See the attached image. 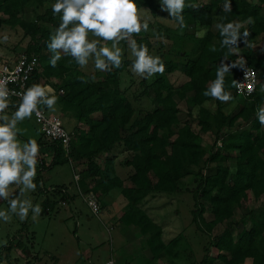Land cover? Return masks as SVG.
<instances>
[{
    "label": "trees",
    "instance_id": "trees-1",
    "mask_svg": "<svg viewBox=\"0 0 264 264\" xmlns=\"http://www.w3.org/2000/svg\"><path fill=\"white\" fill-rule=\"evenodd\" d=\"M30 1L32 0H0V12L8 16L3 20L4 23L10 26L19 25L26 33H31L34 44L28 47V52L37 55L41 50L39 41L42 39L47 41L51 32L41 26L38 20L50 23L54 28L58 24V17H53L48 8L33 22L24 20L22 13ZM34 1L41 4L45 0ZM256 1L231 0L232 11L225 13L222 11L224 0H188L189 3L199 5L198 9H185L184 16L188 27L200 25L208 28L198 56L183 62H173L165 61L163 54L158 55L166 64L164 74L179 71L186 77L179 87L177 96L191 105L198 106L199 112L195 117L200 126V132H211L215 135L214 142L220 138L223 140L222 145L215 151L205 148L200 134L195 132L189 123L185 122L182 125L179 123L178 104L164 75L155 76L148 88H145L148 94L143 90V94L151 95L153 110L131 119L133 107L116 88L118 72L131 63V60L124 61L119 69L106 72L104 79L95 81L90 79L91 76L80 71L74 61L70 63L69 57L59 61L57 68H51L48 64L44 66L46 73L56 74L62 79L60 88L58 85L53 87L59 96V102L70 104L77 119L86 122L88 126L87 131H81L78 135L79 142L76 147L74 139L72 140L68 154L76 160L85 156L89 163L83 176L75 182L76 187L85 186L86 178L94 180V175H97L98 171L102 172L100 166L94 161L97 153L110 152L118 146L131 153L130 159L125 162L132 168L128 175L131 186L125 187L123 179L106 171L103 178L92 181L93 183L85 190L100 196L115 186L121 187V192L128 200V204L120 216V221L131 225L139 235L147 236L146 248L151 251L153 257L163 248L160 238L161 228L139 207V201L149 192L177 191L183 169L193 165L202 170L210 163L216 162L214 173L208 176L202 175V182L208 186L209 190L204 195L214 215L211 222L204 221L202 217L204 209L198 204L197 195L193 194L195 209L191 212L192 222L196 229L210 236V244L218 251L213 258L204 256L202 262L211 264L218 259L223 264H243L249 258L252 264H264V202L261 207L247 211L248 215L240 218L238 221L240 229L236 232V236L230 227H225L218 236L212 237L210 233L216 222H221L233 215L234 208L241 204L242 198H248L250 195L256 199L264 195V130L260 129L256 119V109L264 100V93L259 90L261 79L264 84V53L261 57L255 58L250 48L241 49V54L246 57L251 66L257 71L258 69L262 71L261 74L258 72L257 89L250 97L236 95L233 92V86L239 69L236 61L238 54H228L226 49L220 50V37L214 28V24L221 16H226L228 21L235 19L247 21L251 17L253 23H247L241 28L238 44L242 43L244 38L242 33L245 30L249 32L250 38L264 32V13L262 12L264 0ZM136 3L139 8L148 7L152 15L158 16L157 10L160 5L155 0H136ZM168 18L171 19L170 16ZM38 33L36 37L35 34ZM143 40L137 38L138 43ZM213 45L217 48L215 52L211 51ZM48 59L49 57L41 56L39 58L41 65ZM222 62L229 65V72L225 76V90L232 91L238 97L239 108L232 116H227L220 110L219 101L216 103V112L202 105L210 99L204 97L202 93L209 81L215 78L217 67ZM81 77L88 80V83H82ZM36 78L37 71L33 74V81L37 82ZM59 89H62L63 93H59ZM94 112L101 113L100 119L95 120L90 117V114ZM239 118L241 123L235 128L234 124ZM247 124L250 127H247ZM43 137L46 139L45 136ZM49 146L52 148L50 163H45L42 159L41 169L70 162L69 157L64 155L60 142L49 141ZM234 152H237L238 156L236 169L231 173L229 167L221 161L226 159L227 154ZM213 188L215 192L212 194ZM52 194L61 195V199L65 202L74 198L66 191L64 184L53 186Z\"/></svg>",
    "mask_w": 264,
    "mask_h": 264
},
{
    "label": "rangeland",
    "instance_id": "rangeland-1",
    "mask_svg": "<svg viewBox=\"0 0 264 264\" xmlns=\"http://www.w3.org/2000/svg\"><path fill=\"white\" fill-rule=\"evenodd\" d=\"M155 1L160 5L159 0ZM253 1L257 2L256 0ZM51 2L52 0H45L41 4L34 0L28 2L22 13L23 19L33 22L48 9L46 5ZM139 9L142 15H150L152 17L149 25L150 29H155L156 32L163 34L166 38V43L154 40L151 31L149 33H141L140 36L135 37L136 39H144L142 43H147L151 54H163L165 61L171 60L173 62H183L187 59H195L198 56L205 37L198 39L195 32L204 26H190L184 29L183 34H181L174 22L168 18L169 14L166 11H161L159 8L157 10L158 16H155L152 15L148 7ZM262 12L264 13V10ZM7 17V15L0 12V53L12 55L13 58L21 54H33L28 52V47L34 44V38L32 39L31 33H26L19 25L10 26L4 23L3 20L7 19ZM234 21L238 20L235 19ZM239 22L243 23L244 26L247 25L246 21ZM38 23L50 31L53 30L50 23L42 20H38ZM4 35L9 37L7 42L2 40ZM35 35L38 37L39 33ZM39 44L41 45V50L37 56L39 58L41 56L49 57L46 49V40H40ZM236 46L238 47L236 52L238 54L236 58L238 68L244 64L251 65L246 57L241 54V49L250 48L253 57H261L264 53V32L251 38H243L242 43ZM126 60H131V57L125 46L124 61ZM46 64H48L47 61L41 65L39 60L37 82L49 84L52 87L58 85V88H60L61 77L56 74L46 73L44 71ZM130 64L128 63L126 67L118 72L116 88L123 97L130 101L133 107L131 119H134L139 114L153 110L154 104L151 101V95L143 94V90L147 94L149 93L145 88H148V85L155 77L151 80H145L135 76L130 70ZM80 71L91 77L94 75L95 78L92 79L94 81L104 79L106 74L105 72L93 71L91 63L87 68L80 69ZM261 71V69H258L259 73ZM230 74L234 75L233 73ZM164 79L171 87L173 97L177 101L179 123L181 125L185 122L189 123L191 128L200 134L202 144L206 149L217 150V147L222 145L223 140L220 138L214 142L215 135L211 132H200L197 118L193 115V110L198 106L191 105V103L186 102L184 99H179L177 96L179 87L186 80V77L181 72L176 71L164 74ZM260 81L263 84L262 79ZM229 92H231L233 100L227 104L219 103L220 110L227 116H232L239 108L237 104L238 97L232 91ZM216 103L217 101L209 99L206 107L212 112H216ZM202 105L205 106V102ZM260 106H264V100ZM48 113L59 115L64 127L73 129L77 133L76 138H74L76 147L79 142L77 140L78 135L81 131H87L88 129L86 122L78 120L74 115L73 107L61 101L54 112L48 111ZM90 117L95 120L100 119L101 113L94 112L90 114ZM72 119H77L79 124H72ZM240 123L241 119L239 118L236 120L234 127H237ZM21 127L27 129V134L21 139L32 137L40 145V157L37 166L38 187L35 192L28 194V198L32 200L33 204H40L43 211L35 220L32 219L30 212L28 219L24 221H20L15 216L10 223L0 221V264H8L5 262H13L15 259L18 262H22V256L26 253L28 259L32 260V264H106L109 259L114 264H122L123 259L126 257L124 251L126 244H134L138 248L142 242L146 247V235H143L146 236L144 239L142 235L133 234L135 239L126 242V235L121 230H118L120 225H122L120 221L114 226L115 220L109 218L107 211L93 214L84 201L85 189L94 181L103 178L106 171H108V174L121 177L125 187L132 185L128 179L132 168L125 164L126 160L130 159L131 156L129 151L122 150L118 146L110 152L97 153L94 161L100 166L102 172L98 171L97 175L93 177L94 180L86 178L85 186L76 187L73 174L78 172L79 177H82L83 172L88 167V159L85 156H81L76 160L73 156L67 155L70 159L69 163L57 164L43 170L41 169V160L43 159L45 163H50L51 160L52 148L49 146V141L42 136L34 117L31 121H25ZM247 127H250V125L247 124ZM260 129L264 130V127L260 126ZM251 132L255 133L252 130ZM64 155L66 156V153ZM227 155L226 159L221 161V163L227 165L229 171L233 173L236 169L238 153L234 152ZM215 164L216 162L210 163L207 168L202 170H199L197 166L191 165L189 168L183 169V176L179 180L177 191L173 193L163 191L149 192L139 202V207L144 209L155 223L163 228V240L167 242L168 247L167 253L163 250L158 252L161 257L159 259L163 261V264H195V262L205 264L202 262L204 256L213 258L218 253L217 249L210 244V236L196 229L195 224L192 222L191 213L195 209V201L193 199V194L195 193L198 197V204L204 209L202 213L204 221L211 222L214 219L210 204L204 195L209 190L207 189L208 186L202 182V175L208 176L214 173ZM41 184L42 186H40ZM63 184L69 187L71 195L74 197L68 202L63 201L61 195L52 194L53 186ZM202 189L204 190L202 191ZM214 192L215 188L212 189L211 193L213 194ZM249 197L242 198L241 204L234 208L233 215L230 218L216 222L213 225L210 231L212 237L220 235L225 227H230L234 236L237 235L236 232L240 229L238 222L240 218L248 215L246 214L247 211L261 207L264 202V195L256 199L250 195ZM48 199L49 201H47ZM6 207V202L2 201L0 209ZM103 208L104 204L101 201L100 210H103ZM24 250L29 251L23 252ZM138 251L139 248L137 249ZM140 261L141 259L138 257V262ZM149 261H147L149 262L148 264H158L156 258L149 259ZM250 262L251 259H247V264H250ZM211 264L223 263L216 259Z\"/></svg>",
    "mask_w": 264,
    "mask_h": 264
},
{
    "label": "clouds",
    "instance_id": "clouds-1",
    "mask_svg": "<svg viewBox=\"0 0 264 264\" xmlns=\"http://www.w3.org/2000/svg\"><path fill=\"white\" fill-rule=\"evenodd\" d=\"M159 3L161 11L169 14L181 34L188 28L185 9L199 8L198 4L189 3L188 0H159ZM46 7L50 8L53 17H58V24L46 41L49 53L47 63L51 68H57L59 61L69 57V62L74 61L80 69L87 68L91 63L93 71L110 72L123 66L126 46L131 57L130 70L135 76L151 80L164 75L165 62L160 56L151 54L148 46L138 43L135 37L151 31L154 40L166 43V38L155 29H150L152 17L141 14L136 0H52ZM222 11H232L231 0H224ZM246 23H253L252 18L249 17ZM243 27L244 24L239 21L219 17L214 28L220 37V50L226 49L228 54H235ZM207 32V27H200L195 35L203 39ZM242 35L247 38L249 32L245 30ZM8 39L7 35L2 37L4 42ZM211 51H217L215 45ZM228 72L229 65L222 62L217 67L215 78L203 91V96L224 104L232 101L231 92L225 90ZM255 75L254 71L246 72L245 78L251 77L254 82ZM94 78V75L90 77ZM80 80L88 83L83 77ZM9 82L8 78L0 79V201L7 204L6 208L0 209V221L3 223H10L14 216L24 221L30 212L35 220L43 211L40 204H33L28 198V194L38 187L36 177L40 145L32 137L21 139L27 134V129L21 125L33 117L43 119L45 111L54 112L59 100L56 90L49 85L33 83L17 91L8 87ZM254 90V87L250 88L247 94L251 95ZM259 90L264 93V84ZM12 97L17 99L13 101ZM198 112L197 107L193 115H198ZM256 119L264 127V106L257 107ZM93 211L97 209L93 208Z\"/></svg>",
    "mask_w": 264,
    "mask_h": 264
},
{
    "label": "built area",
    "instance_id": "built-area-1",
    "mask_svg": "<svg viewBox=\"0 0 264 264\" xmlns=\"http://www.w3.org/2000/svg\"><path fill=\"white\" fill-rule=\"evenodd\" d=\"M38 65L39 57L36 54H21L16 58L0 56V79L8 78L10 80V82L8 83V87L10 89L22 91L25 87L30 86L33 83H38L33 81L32 79L33 74L38 69ZM251 71H254L256 73L254 82L251 77H249L248 79L245 78V73ZM257 85V69L248 64L240 66L234 78L233 92H235V94L237 95L247 98L256 91ZM253 87L255 88V90L252 91L251 95H248V90ZM58 92L63 93V90L59 89ZM16 99L17 97H12V100ZM35 122L36 125L40 128L43 136H45L48 141L60 142L62 149L67 156L69 154L71 142L75 138L77 133L74 130H67L64 127L59 115L49 114L47 113V111H45L43 119L37 120L35 118ZM73 177L74 180L77 181L79 179V173L74 172ZM84 201L92 213H97L100 211L98 198L93 192L86 193L84 196ZM93 208H96L97 211L94 212Z\"/></svg>",
    "mask_w": 264,
    "mask_h": 264
},
{
    "label": "crops",
    "instance_id": "crops-1",
    "mask_svg": "<svg viewBox=\"0 0 264 264\" xmlns=\"http://www.w3.org/2000/svg\"><path fill=\"white\" fill-rule=\"evenodd\" d=\"M0 56L1 57L13 58L12 55L3 54V53H0ZM13 101H15V100H13ZM58 103H59V100H58ZM58 103H57V106H58ZM47 113H48V111H47ZM51 114H54V113H51ZM74 123L79 124L77 119H72V124H74ZM67 130L71 131L73 129L69 128ZM119 178H121V177H119ZM123 185H124V181H123ZM64 186L66 187V191L69 192V194L71 195L69 187H67L66 185H64ZM121 189H122L121 187L115 186V187L111 188L110 190H108L107 192L101 194L100 196H98L97 194H95L93 192L98 198V201H99V204H100V209H101V201L104 204L103 210H100L99 212L93 213V214H98L101 211H107L109 218L111 220H113V219L115 220L114 226H115V224H117L120 221V216H121L122 212L126 209V206L128 204V200L123 196V194L121 192ZM90 192H92V191H90ZM86 193H88V192H86ZM1 202L2 201H0V203ZM142 210L147 214V212L144 209H142ZM147 216L155 223V221L148 214H147ZM160 228H161L160 238H161V241L163 243V248L161 250H163V251H165L167 253L168 252L167 251L168 250L167 242H165L163 240V233H162L163 232V230H162L163 228L162 227H160ZM118 230H121L126 235V237H127L126 242H128V241L130 242V241H132L131 239H135L133 237V234H138L136 231H134V229H133V227L131 225H126L124 223H122V225H120ZM130 237H132V238H130ZM143 238L145 239L146 236H143ZM128 244H126L124 246V248H125L124 251L126 253V257H125V259H123L122 264H148L150 262L149 259H154V258H156V261H157L158 264H163V261L159 259V258H161L159 256L160 254L158 253L156 256L153 257L152 254H151V251H148V248H146L145 245L142 242L139 244V247H138L139 251L138 252H137L138 248H136V246L134 244H132V245L130 243H128ZM25 251H29V250H24L23 252H25ZM35 257H36V255H35ZM138 257H140V259H141L140 262H138ZM16 260L17 259H15L13 262L12 261L11 262H7L5 260L6 261L5 263H8V264H32V260L28 259L27 253L22 256V262H18ZM248 260H249V258H248ZM147 261H149V262H147ZM2 262H4V261H2ZM109 262H111V264H114V262L112 260H110V259L106 262V264H109ZM195 264H198V262H195ZM243 264H247V259L244 261ZM250 264H252V261L250 262Z\"/></svg>",
    "mask_w": 264,
    "mask_h": 264
}]
</instances>
